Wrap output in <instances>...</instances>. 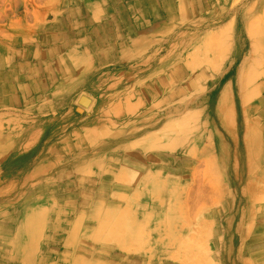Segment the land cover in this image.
<instances>
[{
    "label": "rangeland",
    "instance_id": "374dc122",
    "mask_svg": "<svg viewBox=\"0 0 264 264\" xmlns=\"http://www.w3.org/2000/svg\"><path fill=\"white\" fill-rule=\"evenodd\" d=\"M261 19L264 0H0V264H264ZM157 43L161 88L129 65Z\"/></svg>",
    "mask_w": 264,
    "mask_h": 264
},
{
    "label": "bare ground",
    "instance_id": "6f19581e",
    "mask_svg": "<svg viewBox=\"0 0 264 264\" xmlns=\"http://www.w3.org/2000/svg\"><path fill=\"white\" fill-rule=\"evenodd\" d=\"M235 14V13H234ZM244 15V14H243ZM263 15V14H262ZM258 17V16H257ZM260 17H261V15H260ZM263 17V16H262ZM261 17V18H262ZM262 20V19H261ZM264 20V19H263ZM262 20V21H263ZM153 21H155V20H153ZM221 21V20H220ZM255 21V23H256V20H254ZM258 22V21H257ZM261 22V21H260ZM264 22V21H263ZM146 23V22H145ZM254 23V22H253ZM259 23V22H258ZM262 23V22H261ZM108 24V27H111L113 24H114V26H116L115 25V22H114V20H113V16H110L108 19H103V21H102V26L104 25V26H106ZM253 25V24H252ZM259 25H260V23L257 25V24H255V25H253L252 27H254L255 28V26H258L259 27ZM142 26V25H141ZM251 26V25H250ZM262 26H264V23H262V25H261V27ZM117 27V26H116ZM142 27H144V26H142ZM100 28H101V26H100ZM141 29V28H140ZM134 29L131 27V26H129V29L128 30H126L127 32H129V34H131V32L133 31ZM256 30H257V28H256ZM158 31H159V27L158 26H156V23L155 24H153L152 26H150V28H148V32H147V34H143V35H149V34H157L158 33ZM260 31H263V29H261L260 28ZM226 32H228V31H226ZM257 32V33H256ZM254 31V33H256V34H258V30L257 31ZM119 33H121V31L117 28V34H119ZM223 33H225V31L223 32ZM124 34H126V33H124ZM261 33L259 32V35H260ZM225 35V34H224ZM223 35V36H224ZM226 35H227V33H226ZM220 36V35H219ZM254 37H253V39H254V42H256L255 40H256V38H255V35H253ZM257 36V35H256ZM222 38V37H221ZM227 38V37H226ZM223 39V38H222ZM229 39V38H228ZM252 39V40H253ZM225 40V39H224ZM114 43L112 42V45H116V48H113L112 50H116V49H119V51H120V53L119 54H117V53H114L113 54V56H111V59H110V62H111V64L109 65V66H104V64L108 61V58L106 59V60H104V58H102L101 57V59H100V62H101V65H100V70L99 71H101L102 72V70H107V69H110V68H113L114 66H116V64H118L119 62H121V61H123L124 60V57H125V55L123 56L122 54H124V51H123V49L126 47V45H125V42H123V43H120L119 44V42L117 41V39L116 38H114ZM159 42V41H158ZM251 42H253V41H251ZM232 43V42H231ZM117 44H119V46H117ZM229 44V43H228ZM215 45V44H214ZM219 45V44H218ZM231 45V44H230ZM220 46V45H219ZM218 46V47H219ZM256 46V45H255ZM258 46H260V47H264V45H260V44H258ZM119 47V48H118ZM217 47V48H218ZM231 47V46H230ZM254 47V46H253ZM127 49V48H126ZM210 49V48H209ZM209 49H208V51H209ZM216 49V48H215ZM220 49V48H219ZM257 49H259V47L257 48ZM148 50H149V48H148ZM211 50V49H210ZM212 50H213V48H212ZM216 50H218V49H216ZM226 50V49H225ZM252 50H253V48H252ZM255 50H256V48H255ZM260 50H261V48H260ZM117 51V50H116ZM150 51V50H149ZM244 51H245V49H244V44H242V45H238V48H237V50H236V53L233 55V56H231V59H230V61H229V67H228V69L229 68H231L232 66H237V65H239V64H242V63H244L245 62V59H246V57H245V55H244ZM226 52H227V50H226ZM263 53H264V51H262ZM261 51H260V53L261 54H263ZM141 53L142 52H140L139 54H138V56H136V58L135 59H132V57H130V52H129V65H130V68H131V71H133V75H131V77H134L135 75H137L138 77H145L148 73L150 74V72L152 71V72H154L156 75L157 74H160V72H161V70H162V68H163V65H164V61L165 60H162V54H163V48H162V45L160 44V43H157L153 48H152V52H149V54L147 55V56H145V55H141ZM259 53V52H258ZM257 53V54H258ZM206 54V53H205ZM219 54V53H218ZM226 54V53H225ZM227 54H228V52H227ZM256 54V53H255ZM223 55V54H222ZM216 56V55H215ZM219 56V55H218ZM251 56V55H250ZM263 57H264V55H262ZM230 57V56H229ZM257 57V56H256ZM110 58V57H109ZM126 58V57H125ZM251 58V57H250ZM252 58H253V56H252ZM251 58V60H255V61H257L255 58L254 59H252ZM216 59V58H215ZM126 60V59H125ZM259 60V59H258ZM260 60H262V59H260ZM217 61L218 60H216V61H214L215 63H217ZM212 62V61H211ZM259 62V61H258ZM262 62H264V59L262 60ZM208 63V62H207ZM213 63V62H212ZM211 63V64H212ZM215 63H213L212 64V66H214V64ZM219 63V62H218ZM217 63V64H218ZM221 63V62H220ZM255 63V62H254ZM123 64V63H122ZM256 64V63H255ZM259 64V63H258ZM216 65V64H215ZM249 65V64H248ZM217 66V65H216ZM250 66L251 65H249V68H250ZM253 64H252V66H251V68H253ZM110 67V68H109ZM143 67H144V69H143ZM138 68H142V69H139V70H137V71H135L136 69H138ZM214 68H216L215 66H214ZM256 68V67H255ZM239 69V68H238ZM237 69V70H238ZM257 69V68H256ZM214 70H216V69H214ZM255 70V69H254ZM262 70V69H261ZM252 71V70H251ZM250 71V72H251ZM257 71V70H256ZM239 72V71H238ZM253 72V71H252ZM254 73H255V71L253 72V73H251V77H253L252 78V81L254 82V81H256V79L257 78H255V77H260V74H257L258 76H256V74H255V76H253L254 75ZM148 74V75H149ZM148 75H147V77H148ZM249 75H250V73H249ZM263 75V74H262ZM107 77H108V75H102L101 76V78L102 79H107ZM142 77V78H143ZM146 77V78H147ZM250 77V78H251ZM255 78V79H254ZM156 80H154V84L158 87V88H161V87H163V86H165V80H164V78L161 76V74L160 75H158L156 78H155ZM241 79V78H240ZM169 80H170V84L172 83L173 84V86L176 88L177 87V84H178V82H179V78L177 77V78H173V77H170L169 78ZM113 82H114V80H113ZM193 81H191L190 82V84L192 85L193 83H192ZM253 82H251V83H253ZM249 83V82H248ZM250 83V84H251ZM249 84V85H250ZM248 85V84H247ZM108 86V85H107ZM239 86H240V84H239ZM244 86V85H243ZM212 89H215V88H217V84H216V82L214 83V84H212L211 86H210ZM239 90H240V88H238ZM172 90H173V88H172ZM242 90H243V88H242ZM241 94H243V93H241ZM240 95V94H239ZM171 96V95H170ZM243 96V95H242ZM251 96V95H250ZM172 97V96H171ZM232 97H233V95H232ZM240 97H241V95H240ZM202 99H203V97H197L195 100L192 98V100L190 101V103H191V105L193 104H196V102H198V101H202ZM249 99H250V97H249ZM87 100V99H86ZM112 100V99H111ZM238 100V99H237ZM242 100V99H241ZM245 100H247V99H245ZM88 101V100H87ZM123 101V100H122ZM139 102V101H138ZM243 103V102H242ZM241 103V104H242ZM247 103V102H246ZM113 104V103H112ZM240 104V103H239ZM245 104V103H244ZM243 104V105H244ZM242 105V106H243ZM130 106V105H129ZM133 106V105H132ZM131 106V107H132ZM128 107V106H127ZM178 107V106H177ZM176 107V108H177ZM183 106H181L180 105V107L179 108H177V109H181ZM223 108H222V111L224 110V107H226L225 105L224 106H222ZM241 107V106H240ZM130 108V107H129ZM220 108H221V106H220ZM243 108H245L244 106H243ZM128 109V108H127ZM175 109V108H174ZM177 109H175V112H176V110ZM126 110V109H125ZM135 110V109H134ZM137 110V109H136ZM135 110V111H136ZM178 111V110H177ZM131 112V110H129V113ZM173 112V111H172ZM216 112V111H215ZM244 112H245V110H244ZM126 113H127V111H126ZM171 113V112H170ZM178 113V112H177ZM246 113V112H245ZM244 114V113H243ZM129 115V114H128ZM244 115H246V114H244ZM246 126V124H243V127H245ZM172 129V128H171ZM256 137V136H255ZM256 139V138H255ZM256 147V146H255ZM36 148V147H35ZM258 149V148H257ZM15 159V158H14ZM14 161V160H13ZM255 166H257V165H255ZM125 230V229H124ZM167 240H165V242H166ZM148 242V241H147ZM251 243H253L254 244V242H251ZM164 244V243H163ZM252 244V245H253ZM164 246V245H163ZM127 248V247H126ZM163 249V248H162ZM165 249V248H164Z\"/></svg>",
    "mask_w": 264,
    "mask_h": 264
}]
</instances>
